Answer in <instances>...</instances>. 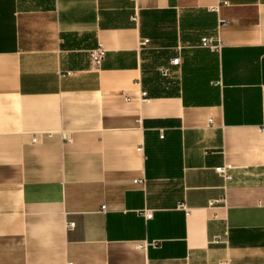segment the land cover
<instances>
[{"label":"crops","instance_id":"0c3cea01","mask_svg":"<svg viewBox=\"0 0 264 264\" xmlns=\"http://www.w3.org/2000/svg\"><path fill=\"white\" fill-rule=\"evenodd\" d=\"M221 263L264 264V0H0V264Z\"/></svg>","mask_w":264,"mask_h":264},{"label":"built area","instance_id":"2783aa9c","mask_svg":"<svg viewBox=\"0 0 264 264\" xmlns=\"http://www.w3.org/2000/svg\"><path fill=\"white\" fill-rule=\"evenodd\" d=\"M219 24L220 25H224L226 24V20L224 19H220L219 20ZM201 47L203 48H206V49H209L210 51L214 52V51H218L220 50L222 44L220 42H217V43H214V41H212L211 39L209 38H201ZM140 46H145L148 44V41L147 40H141L139 42ZM106 53V50L103 46L99 45L97 48L93 49L90 51L89 53V71H91L92 73H97L99 70H100V67H101V63L103 61V57ZM180 62H181V59L176 57L175 59H172L171 60V65H174V66H179L180 65ZM160 74H162L163 77H167L169 76V70H165V69H162L160 70ZM142 97H146V93L145 92H142L141 93ZM209 123H212L210 120H208ZM35 141V140H34ZM136 151L138 152H141L142 151V146H138ZM234 168L231 166V165H228V164H225V165H222V166H218V168H215L214 172L217 174V176L219 175L222 179H223V182L225 184V187L224 189H226V184L230 183L232 181V172H233ZM144 182L145 180L143 179H138V180H135L133 181V184L134 185H141V186H144ZM178 208L184 212V215L187 217V215L189 214V209L185 207L184 204H179ZM226 208V205H225V200H224V197H221L219 198L218 200H210L208 202V205H207V208L208 210H219V209H225ZM102 211L105 210L104 207L101 208ZM142 215L144 216V218L146 219H151V212H148V211H143L142 212ZM212 218L213 219H219L218 216L214 213L212 214ZM74 227V224L73 223H69L67 225V228L68 229H72ZM227 240L225 238H222V237H215L211 240H209V244H212V245H220V244H226ZM159 245V242H153V243H150V244H140L138 246V248H145L147 246H150L152 248H156L157 246ZM223 264V263H221Z\"/></svg>","mask_w":264,"mask_h":264}]
</instances>
